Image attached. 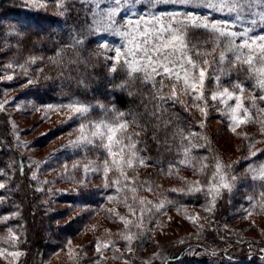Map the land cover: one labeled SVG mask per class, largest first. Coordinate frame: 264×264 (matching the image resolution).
Wrapping results in <instances>:
<instances>
[{
  "label": "snow or ice",
  "instance_id": "obj_1",
  "mask_svg": "<svg viewBox=\"0 0 264 264\" xmlns=\"http://www.w3.org/2000/svg\"><path fill=\"white\" fill-rule=\"evenodd\" d=\"M77 3L83 8L77 9ZM20 6L27 12L45 14L51 6L53 13L65 22L73 10L78 16L81 12L83 15L77 23L65 24L64 38L51 39L55 51L47 56L33 52L34 49L43 51L33 39L41 35L39 26L34 28L23 21L9 24L0 32V40L4 41L0 50L8 45L11 37L18 46L17 55H22L20 49L29 55L22 61L17 59L4 65L5 81L26 78L20 86L29 87L52 80L50 71L61 78L71 76V71H66L71 69L77 73L78 85L87 89L89 80L95 78L94 70L101 68L111 93L141 96L143 114L135 109L124 111L114 104L99 101L92 104L75 97L58 103H45L38 98L30 102L32 111L66 113L68 120L74 121L68 135L74 134L75 139H70L64 149L76 158L70 164L63 162L51 170L62 169L60 179L82 189L87 188L90 173L101 177L103 201L126 209V213L121 214L116 208L102 204L93 208L88 198L101 193H74L81 199L70 205L73 211L85 212L89 218L103 211L114 223L123 226L114 239H97L94 244L97 256L88 264H103L107 251H111L112 259L121 264H135L137 248L142 250L153 237L154 229L164 226L161 220L173 208L196 225L200 216L189 212L188 208L200 207L211 214L205 219L213 223L212 215L224 193L229 194V200L234 194H241L237 190L241 177L251 182L244 185L249 191L244 195L247 206L242 207L241 217L264 215V155L261 154L264 150H256L258 142L247 132H238L242 127L258 123L260 133L264 134V0H21ZM196 34L203 38L194 40ZM118 71L123 74L119 82L116 79ZM11 90L6 89L3 95L7 96ZM26 99L0 100V113H5L9 106L18 111L27 110L21 103ZM177 107L189 114L186 126L181 124ZM97 110L101 115L94 118ZM193 110L203 118L196 125L201 131L193 130ZM210 111L219 112L225 127L248 141L243 157L247 163L240 174L212 149L206 132ZM9 122L16 147L29 149L30 146L21 140L15 122L10 118ZM150 126L153 131L164 129L171 133L165 145L174 158L166 166L160 160L149 163L152 158L145 149ZM152 139L159 143L157 136L153 135ZM200 149L208 154H200ZM90 152L93 153L91 157ZM51 162V158L40 162L29 157L27 167L32 169L30 180L35 182V191L45 193L55 203L54 197L64 193L52 191L54 181L41 179L42 164ZM150 166L158 167L161 173L169 176L178 173L183 166L194 174L199 173L201 179L187 181L177 175V179L184 180L185 187L161 191L153 201L139 192L155 194L161 186L141 181L137 174L138 168ZM7 168L8 171L0 170V177H4L0 190H5V194L0 195V205L8 201L7 193L15 190L12 184L15 164ZM18 170L24 174L23 160ZM77 172L83 173L82 179L76 178ZM43 185H49L48 189ZM168 191L177 195L170 197ZM188 196L202 197L204 202L184 204L182 199ZM14 207V211L0 214V226L7 233L0 236V259L6 264H19L20 258L26 255L20 249L22 243H27L26 236L21 240L22 210L18 204ZM11 220L17 223H9ZM199 229L202 232L203 226ZM71 243L68 239L64 246L69 249V255H74ZM121 247L127 256L121 252ZM196 247L189 245L188 254L198 255ZM204 251L217 255L215 251ZM180 259L178 256L175 261H169L166 256L160 257L161 264H179ZM261 261L264 264V248H261Z\"/></svg>",
  "mask_w": 264,
  "mask_h": 264
},
{
  "label": "rangeland",
  "instance_id": "obj_2",
  "mask_svg": "<svg viewBox=\"0 0 264 264\" xmlns=\"http://www.w3.org/2000/svg\"><path fill=\"white\" fill-rule=\"evenodd\" d=\"M7 27L5 23H0V32H3ZM9 43L2 50H0V100L14 101L16 98L27 97L26 100H22L21 103L26 106L27 110L18 111L13 107H8L5 113H0V123L2 126L3 144L10 152L9 164L14 163L16 167L15 176L12 184L17 187L16 190L8 192L7 195H13L18 193L20 196H25V187L19 180L18 168L21 160L25 165L26 178L32 185H35L34 181L30 180L32 169L27 167V161L30 157L33 160L44 162L52 159L50 164H42L41 172L44 173L41 176L42 180L54 181L55 187L52 191L64 193L63 195H69L71 192H76L81 187L78 185L61 180L62 169L57 167L56 171H52V167L58 166L63 162L71 163L73 157L64 146L68 144L70 139H75V135H68L72 130L74 121L68 120V114L66 113H50L41 109L40 111H32L31 103L36 101V94L34 93V86L21 87V79L14 78L8 82L3 79L2 73L6 70L4 65L8 62L15 60L14 45L12 44V38L9 37ZM11 40V41H10ZM0 44H4L3 40H0ZM17 71H19L17 69ZM24 83V82H23ZM6 89H12L4 96L3 93ZM68 95L60 94L56 96L54 100L43 101L45 103H58L62 99L67 101ZM246 106L248 104L245 101ZM211 107V102H210ZM195 112V110H194ZM94 118H98L100 115L96 111L93 113ZM9 118L15 122L19 135L23 143L30 146L29 149H22L16 147V141L14 138L13 129L9 122ZM195 119L197 122H201L203 118L199 113L195 112ZM34 129V130H33ZM131 128L129 131L131 132ZM206 132L211 139L212 149L215 154L224 160L228 165H231L240 174L245 169L247 163L243 157L246 155V141L242 135L237 136L230 132L225 127V122L220 117V113L217 111H210L207 122ZM238 132H247L250 137H254L256 144V150L260 152L264 150V134L260 133V126L258 123L249 124L246 127H242ZM59 150V151H58ZM53 154H55L53 156ZM264 155V152H261ZM207 155V154H206ZM258 159V157H257ZM45 169H48L45 172ZM8 171L9 169L4 168ZM211 169H209V172ZM157 172V173H156ZM138 177L141 181H147L153 186L160 185L161 187L156 189V193H149L141 190L139 195L155 201L161 191H167L172 188L185 187L184 180L195 181L201 179L199 173L194 174L191 170L180 167L178 173L175 175H167L157 171L154 167H142L137 170ZM183 177L184 180L177 179L176 176ZM77 179L83 178L82 172H77ZM4 178L0 177V182ZM17 182V184L15 183ZM251 183L245 181L243 177L238 181V191L240 195H233V198L229 200V194L224 193L223 197L217 202V208L214 215H212L213 223H209L206 219L207 214L200 207H189V212L198 213L200 220L196 225H193L188 220L184 219L181 215H178L175 208L168 212L167 216H164L161 223L164 225L162 228H155L153 237L147 241L141 250L137 248V258L135 264H147L148 261H152V264H161L160 257L166 256L167 258L173 253L184 250L189 245H197L195 251L198 255H190L187 252V257L192 259L197 264H228L229 261L223 257V251L230 254V256L244 258L245 256H252L260 253L261 248L264 247V215L254 214L252 217L244 219L241 217L240 212L242 207L247 206V201L244 199V195L247 194V189L244 185ZM36 186V185H35ZM35 186L31 188V192L35 195H41V192L35 191ZM101 186L103 187V180L101 177L89 174L87 187ZM47 190L49 185H43ZM5 194V190H0V195ZM170 197H174L177 194L170 191L167 192ZM63 195L54 197L55 203L47 197L41 196L39 199L41 203L40 210L46 217H55L54 224L69 222L78 217H83V223L79 224V230L73 235L64 237V240L59 243L58 248L49 250L45 256L44 261L41 264H77V257H79V264H88L89 261L94 260L97 253L94 249V244L97 239L106 240L114 239L115 234L122 229V225L119 222H113L108 218L107 214L103 211L99 214L89 218L87 213L81 211H73L70 205L59 203L58 199ZM65 195V196H66ZM198 195V194H197ZM44 201H48L45 203ZM184 204H202L203 198L197 199L195 196H188L183 198ZM18 204L22 210V223L24 226L21 240L27 237V243H22L20 249L26 253V255L20 258L19 264H38V261L33 258V249L36 248V241L34 243L31 238L30 232L32 226L28 219L27 210L29 205ZM104 207H114L121 214L126 213V209L122 205L115 204H103ZM94 208V207H93ZM48 209H51L50 211ZM15 210L12 205V200L0 205V214L9 213ZM30 214L34 215L35 211L29 209ZM54 212H59V217L54 215ZM38 214V212L36 213ZM169 217L171 220L169 221ZM58 218L62 221H58ZM9 223L16 224L17 221L11 220ZM203 226L201 232L199 226ZM6 229L0 226V236H5ZM49 236V235H48ZM47 238V237H46ZM49 238V237H48ZM71 239V250L74 255H69V249L65 247V242ZM184 241V243H181ZM251 242V246H250ZM47 242L45 241V244ZM121 245L123 241L119 242ZM204 249H208L209 253L215 251L216 256H212L205 253ZM37 251V250H36ZM121 252L127 256V252L124 247H121ZM113 253L111 251L106 252L103 264H121V261L112 259ZM186 257V259H187ZM0 264H6L3 259H0Z\"/></svg>",
  "mask_w": 264,
  "mask_h": 264
},
{
  "label": "trees",
  "instance_id": "obj_3",
  "mask_svg": "<svg viewBox=\"0 0 264 264\" xmlns=\"http://www.w3.org/2000/svg\"><path fill=\"white\" fill-rule=\"evenodd\" d=\"M21 0H0V23H5L7 26L9 24H18L20 21H23L25 24H32L35 28L39 26L41 29V35L39 37H33L34 40L37 41V48L42 49L43 51H36L33 50L34 54L36 55H52L55 51V45L51 43V39H62L66 36V28L65 24L72 25L77 23L80 17L83 15L81 12L80 15H77V11L73 10L70 14V18L67 19L65 22L64 18L57 17L53 13V9L50 6L48 12L45 13H32L25 11L21 6ZM77 9H82L83 5L77 3ZM203 37L199 36L198 34L193 36V39H202ZM11 41V40H10ZM12 44L14 45V56L15 60H23L26 58L29 53L25 52L23 49H20L22 55H17V48L18 46L15 45V40L12 38ZM35 67V66H34ZM47 71V69H46ZM66 71H71V76H65L63 78L57 77L54 71H50L48 74L53 77L52 80H45L41 81L40 84L34 85V93L37 95V98L40 101H47V100H54L56 99L57 95L66 94L69 97L78 98L81 101L91 102L92 104H96L98 101L102 102L106 105L114 104L121 110L127 111L129 109H135L139 113L143 114L144 108L141 103V96L139 94L135 96L129 97L127 94H122L120 92H115L114 94L111 93L110 89L111 86L107 84L106 80L104 79V71L101 68H97L94 70L95 78L89 80V87L87 89L82 88L77 83V73L68 69ZM83 71V70H81ZM39 75V73H37ZM123 74L119 73L116 75L117 82L120 81L121 76ZM26 79V78H25ZM25 79H21V84L25 82ZM99 115L101 113L97 110ZM176 112L179 114L181 118L182 126H186L188 124V120L186 119L189 114L183 112L179 107H177ZM194 120L195 123L193 124L194 131H201L196 125L198 124L197 120L195 119V112L193 110ZM2 126L0 123V170H3V167L7 169L9 165V155L10 152L7 150L5 145L3 144V134H2ZM132 131V130H131ZM155 135L159 138V143L152 139V136ZM171 133L167 132L164 129H160L157 131H153L151 126L149 127L148 134L146 137L147 140V148L145 152L147 155L151 156L152 160L149 161L151 164L152 161L160 160L162 161L165 166L170 159L174 158V154L167 151L165 140H170ZM197 151V150H194ZM200 154H208L203 149L198 150ZM89 156H93V153H89ZM156 168L157 171H160L158 167ZM19 169V168H18ZM157 173V172H156ZM19 180L24 185L26 195L22 197L20 194L13 193V195L9 194V198L12 200V205L24 203L23 205H29V209H33L35 211L34 215L30 214L29 209L27 210L28 219L32 226V231L30 232L31 238L33 239L34 243L36 241V248L33 249V258L38 261V264H41L45 256L47 255L49 250H54V248H58L59 243L64 240V237L73 235L77 230H79V224L83 223V217H78V219L70 220L69 222H63L54 224L55 217H46L43 215L42 211L40 210V198L41 196L45 197V193L41 195L32 193L30 190L35 186L32 185L31 182L28 181L26 178V174L24 172L23 175L20 174L18 171ZM4 178V177H2ZM17 184V182L15 181ZM17 187H15L16 190ZM247 191L249 190L245 187ZM101 186H93L87 187L86 189H79L76 192H71L69 195H63L60 197L58 202L62 204H67V202L79 203L80 197L74 193H79L81 191H86L90 193H101L99 196H90L88 198L89 203L92 207H96L98 204H104L103 201V193H102ZM56 192V191H54ZM247 193V192H246ZM183 200V199H182ZM29 203V204H28ZM38 212V214H36ZM59 212H54V215L59 217ZM58 221H62L58 218ZM49 235V236H48ZM47 237V238H46ZM49 237V238H48ZM45 241L47 242L45 244ZM197 246V245H196ZM186 247L182 251H178L176 253H172L169 257V261H175L176 257H181L179 264H197L192 259L187 257V249ZM264 248V247H263ZM37 250V251H36ZM223 257L225 260H228V264H262L261 261V250L260 253L252 256H245L244 258H238L230 256V254L226 253L225 251L222 252ZM187 257V259H186Z\"/></svg>",
  "mask_w": 264,
  "mask_h": 264
}]
</instances>
